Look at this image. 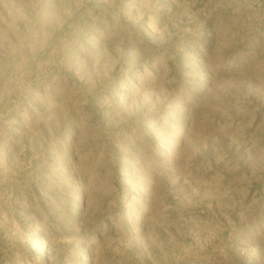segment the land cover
<instances>
[{
	"label": "rangeland",
	"instance_id": "obj_1",
	"mask_svg": "<svg viewBox=\"0 0 264 264\" xmlns=\"http://www.w3.org/2000/svg\"><path fill=\"white\" fill-rule=\"evenodd\" d=\"M0 264H264V0H0Z\"/></svg>",
	"mask_w": 264,
	"mask_h": 264
}]
</instances>
